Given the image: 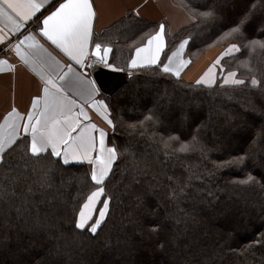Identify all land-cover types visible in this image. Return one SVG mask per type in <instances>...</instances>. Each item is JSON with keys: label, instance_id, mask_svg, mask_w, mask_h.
Instances as JSON below:
<instances>
[{"label": "trees", "instance_id": "1", "mask_svg": "<svg viewBox=\"0 0 264 264\" xmlns=\"http://www.w3.org/2000/svg\"><path fill=\"white\" fill-rule=\"evenodd\" d=\"M173 1L194 22L167 38L158 65L103 95L117 160L101 186L86 165L32 154L26 137L2 154L0 264H264V0ZM153 27L130 14L97 39L117 66ZM182 41L191 63L238 51L209 87L162 69Z\"/></svg>", "mask_w": 264, "mask_h": 264}, {"label": "crops", "instance_id": "2", "mask_svg": "<svg viewBox=\"0 0 264 264\" xmlns=\"http://www.w3.org/2000/svg\"><path fill=\"white\" fill-rule=\"evenodd\" d=\"M55 1L0 0V162L4 151L26 137L32 154L50 152L65 164L86 165L101 186L117 154L107 143L113 124L89 57L100 55L109 69L132 74L156 66L167 38L194 18L173 0H59L37 19ZM130 14L153 24V33L126 63L112 65L113 47L97 38ZM187 45L182 41L162 69L193 84L215 85L224 56L207 54L191 63ZM96 193L80 223L101 189Z\"/></svg>", "mask_w": 264, "mask_h": 264}, {"label": "water", "instance_id": "3", "mask_svg": "<svg viewBox=\"0 0 264 264\" xmlns=\"http://www.w3.org/2000/svg\"><path fill=\"white\" fill-rule=\"evenodd\" d=\"M90 70L99 90L107 96H113L120 91L131 76L128 72L111 70L96 64H92Z\"/></svg>", "mask_w": 264, "mask_h": 264}, {"label": "rangeland", "instance_id": "4", "mask_svg": "<svg viewBox=\"0 0 264 264\" xmlns=\"http://www.w3.org/2000/svg\"><path fill=\"white\" fill-rule=\"evenodd\" d=\"M237 51H238V49H237L236 45L230 43V44L226 45L224 48H215V49L211 50L208 53V55L210 56L211 59L213 58V59H217L218 60L222 56H224V57H225V55L229 56L231 54L236 53ZM220 64H221V62H220ZM230 74L229 75L227 74L226 77L224 78V81L226 82V84H231V83H234L235 81H237V78L235 77L234 73H230ZM254 167H256V168H258L260 170L261 176H262L263 181H264V163H257V164H255ZM92 198H95L97 200V195H96V197L94 195V197H92ZM95 199H94V201H95ZM91 200H93V199H91ZM87 204H89V203H87ZM106 212H107V205L105 204L103 209H101V211L99 213V217L97 218V220L95 221V223L91 227L93 232L96 231L98 229V227L101 225V223L103 222L104 217L106 215ZM83 223H84V221L82 220L81 224H83ZM233 227L235 228V225H233Z\"/></svg>", "mask_w": 264, "mask_h": 264}, {"label": "built area", "instance_id": "5", "mask_svg": "<svg viewBox=\"0 0 264 264\" xmlns=\"http://www.w3.org/2000/svg\"><path fill=\"white\" fill-rule=\"evenodd\" d=\"M96 50L98 52L101 51V47L100 46H97L96 47ZM88 63L91 65V64H97L99 66H106V63L104 61V59L102 57H100V55H96V54H92L89 59H88Z\"/></svg>", "mask_w": 264, "mask_h": 264}, {"label": "bare ground", "instance_id": "6", "mask_svg": "<svg viewBox=\"0 0 264 264\" xmlns=\"http://www.w3.org/2000/svg\"><path fill=\"white\" fill-rule=\"evenodd\" d=\"M108 214V213H107Z\"/></svg>", "mask_w": 264, "mask_h": 264}]
</instances>
